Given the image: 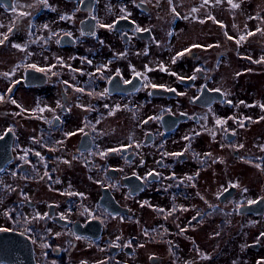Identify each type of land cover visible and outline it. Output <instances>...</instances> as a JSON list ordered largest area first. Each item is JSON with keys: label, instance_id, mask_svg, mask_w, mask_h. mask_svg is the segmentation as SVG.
<instances>
[{"label": "flooded vegetation", "instance_id": "flooded-vegetation-1", "mask_svg": "<svg viewBox=\"0 0 264 264\" xmlns=\"http://www.w3.org/2000/svg\"><path fill=\"white\" fill-rule=\"evenodd\" d=\"M0 40V264H264V0H0Z\"/></svg>", "mask_w": 264, "mask_h": 264}, {"label": "snow or ice", "instance_id": "snow-or-ice-1", "mask_svg": "<svg viewBox=\"0 0 264 264\" xmlns=\"http://www.w3.org/2000/svg\"><path fill=\"white\" fill-rule=\"evenodd\" d=\"M41 2L42 3H46V0H41ZM14 11H15V8L13 9ZM22 15H26L25 13H22ZM63 18H65V17H62V19ZM115 23V22H114ZM103 27H107V28H111V27H113V25H102ZM45 27H47V26H45ZM138 31H143V29H137ZM9 31H11V28L9 29ZM69 35H70V33H69ZM5 39H7V37H5ZM0 43H3V40H0ZM16 47H19V45H16ZM192 47H199V45H193ZM185 51H190V49H186ZM177 55H183V53H178ZM173 62H175V60L173 61ZM89 63H91L90 61H89ZM30 67H32V68H36V65H30ZM54 67V66H53ZM39 71H45V69H43V68H41V69H38ZM161 70H165L166 71V69H161ZM148 71H151V69H148ZM53 74H55V73H53ZM136 76H140L141 74L140 73H136L135 74ZM135 78V77H134ZM181 79H183V78H181ZM65 83H67V82H65ZM123 83H125V84H131L132 83V81L131 80H124L123 81ZM145 86H148V84H147V81L145 82ZM151 87L152 88H156L157 87V85H155V84H152L151 85ZM78 90H80V91H83V89H78ZM170 91H174L173 89H169ZM218 91V90H217ZM104 94H107V90H105V93H103V94H101V95H104ZM0 99H2V97H0ZM12 103H16L14 100L12 101ZM118 107V106H117ZM262 107H264V105H262ZM220 121H217V123H219ZM79 131H83V129H80ZM75 133H71V134H69V135H74ZM186 139H187V137H186ZM241 147H242V145H241ZM111 151H117V150H111ZM102 155H104V153H102ZM178 155V154H177ZM249 203H252V201H249Z\"/></svg>", "mask_w": 264, "mask_h": 264}, {"label": "water", "instance_id": "water-1", "mask_svg": "<svg viewBox=\"0 0 264 264\" xmlns=\"http://www.w3.org/2000/svg\"><path fill=\"white\" fill-rule=\"evenodd\" d=\"M8 143V153H7V155L4 157V156H2L1 154H0V169H1V167L4 165V163H6L9 159H10V157H11V155H10V147H11V142H7ZM116 206H118V207H120L119 205H118V203L115 201V200H113V207H116ZM32 256V254H30V257ZM33 257V256H32ZM23 258H25V256H23Z\"/></svg>", "mask_w": 264, "mask_h": 264}]
</instances>
